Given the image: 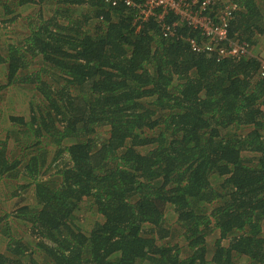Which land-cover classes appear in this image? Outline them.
Returning <instances> with one entry per match:
<instances>
[{
    "label": "trees",
    "instance_id": "16d2710c",
    "mask_svg": "<svg viewBox=\"0 0 264 264\" xmlns=\"http://www.w3.org/2000/svg\"><path fill=\"white\" fill-rule=\"evenodd\" d=\"M9 1L0 107L19 86L37 99L0 138V264H264L260 51H193L197 33L104 0ZM233 2L229 36L258 45L264 0ZM23 182L31 203L6 210Z\"/></svg>",
    "mask_w": 264,
    "mask_h": 264
},
{
    "label": "built area",
    "instance_id": "2783aa9c",
    "mask_svg": "<svg viewBox=\"0 0 264 264\" xmlns=\"http://www.w3.org/2000/svg\"><path fill=\"white\" fill-rule=\"evenodd\" d=\"M108 6L118 4L133 13V24L153 20L164 38L177 35V29L185 27L197 33L185 41L193 51H208L226 58L251 56L246 42L229 36L230 24L239 10L233 0H104ZM198 38V39H197ZM264 69V61H260Z\"/></svg>",
    "mask_w": 264,
    "mask_h": 264
},
{
    "label": "rangeland",
    "instance_id": "374dc122",
    "mask_svg": "<svg viewBox=\"0 0 264 264\" xmlns=\"http://www.w3.org/2000/svg\"><path fill=\"white\" fill-rule=\"evenodd\" d=\"M11 1H14V6L13 8H15L14 10L15 13H17L18 11H20V9L17 6V1L18 0H10L9 4L11 5ZM26 6H23L22 8H24ZM29 7V6H28ZM37 10V9H36ZM26 11V13L24 14V16L26 18L28 17H35V13L34 11ZM16 15V14H14ZM13 17V16H12ZM25 19L24 20H20V23L18 21L19 24H14L13 22V26L11 27V29L16 28V34L22 31V23L25 24ZM26 29V28H25ZM11 37H15V34H13V32L11 34H9V36H7V39H10ZM4 39V38H3ZM2 39V40H3ZM260 51V54H258V52ZM250 54L252 55H259V59L261 61H264V38L261 42H259L258 45L256 46H251L250 48ZM38 68L37 64H33L30 68H29V73H32L34 71V69ZM19 86V88H13L11 89V96H4L3 101H2V105L0 107V138L4 137V132H5V128L7 127V123H6V119L9 115H23L25 114L24 111H26L27 106L29 104L28 101L37 99V97L33 94V92L28 91V89L23 88ZM24 91L25 95H22V91ZM3 133V134H2ZM22 184L28 185L26 182H23ZM28 188L21 190L20 194L15 197L13 200H8L4 203V208L6 210L11 209V207H15L17 205H25L26 203H31L32 201V189L33 187H30L29 185L27 186ZM30 187V188H29ZM1 194V193H0ZM2 195V194H1ZM21 197V198H20ZM12 208V209H13ZM173 216H168V219H171ZM94 219H97V215L94 213V211H86L85 214V220H87V224L90 223V221H94ZM217 236V231L214 232L213 235L208 237V244L211 245L213 243V240L216 238ZM173 243L177 242L176 237L173 239L172 241ZM178 243L181 245L183 243V240L181 238L178 237ZM2 253V252H1Z\"/></svg>",
    "mask_w": 264,
    "mask_h": 264
}]
</instances>
